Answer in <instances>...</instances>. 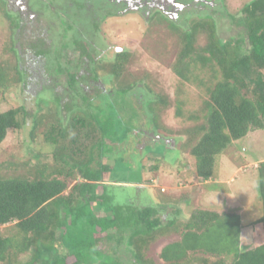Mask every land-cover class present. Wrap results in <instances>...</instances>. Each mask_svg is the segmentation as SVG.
<instances>
[{"label": "trees", "instance_id": "16d2710c", "mask_svg": "<svg viewBox=\"0 0 264 264\" xmlns=\"http://www.w3.org/2000/svg\"><path fill=\"white\" fill-rule=\"evenodd\" d=\"M14 7H6L0 0V103L11 90L28 85L14 34L20 27L21 14ZM95 11L90 13L93 16L102 13L100 9ZM103 11L108 10L103 8ZM122 12L126 13L123 7L115 8L111 15L118 16ZM214 13L216 16L207 15L208 18H200L191 26L187 21L173 22L160 12L156 16L148 14V23H155L159 15L180 33L181 51L172 70L181 82L194 83L206 95L202 115L189 118L201 117L202 123L192 131V139L188 138L184 144L191 146L190 152L197 160L196 177L200 183L217 181L218 158L234 141L264 131V0L246 3L235 17ZM84 21L79 20L76 28ZM230 23L243 27V40L223 42L220 39L223 27L231 26ZM201 33L205 34L206 42L196 47ZM44 40L33 45V49L49 59L48 66L58 65L62 53L57 49L53 54L49 46L39 48L46 45ZM84 41L85 36L76 38L75 34L69 39L73 46L83 49L84 58L77 63L91 62L98 66L106 62L96 60L99 55L95 54V49L90 53ZM67 45L65 41V49ZM130 57L128 51L117 53L113 60H108L111 64L105 66L109 73L99 74L96 69H88L91 79L104 83L106 90L95 86L92 93L82 94V103L73 101L79 78L75 69H80L81 65L73 66L74 69L67 66V86L74 91L68 94L70 101L63 102L59 96L51 102L42 100L40 105L46 113L37 119L30 133L33 145H38L39 139L51 148L52 163L30 166L26 161L0 165V227L13 224L15 228L12 236L0 235V263L156 264L155 260L145 257V249L160 238L175 236V240L160 251L161 264H226L227 259L228 264H264V161L256 167L262 216L251 225L259 227L263 241L247 250L240 247L243 222L236 213L195 209L187 220H179L182 214L175 205L180 201L175 205L161 201L142 207L132 202L119 203L115 193H111L110 188L107 190L116 186L111 182H117L114 171L120 160L114 165L109 159L125 135L120 140L116 137L112 114L103 104L110 106L108 89L120 94L116 81L122 77ZM58 70L62 72V68ZM203 72L205 79L199 76ZM133 87L125 88L124 92L131 94ZM147 90L143 83L133 89L142 95L148 111V126L159 131V113L168 106V101ZM61 107L65 111L63 115ZM129 109L133 117L144 111L139 103ZM24 115V107L20 105L0 113V146L10 130L22 128ZM164 137L162 143L167 146L166 151L174 152V156L168 160L164 151L149 158L168 164L177 158L181 144L176 137ZM193 143L196 144L193 146ZM120 152H124L123 147ZM160 167L151 162L148 170L156 172ZM5 170L12 172L7 174ZM170 206H173L172 212L166 213ZM163 214H166L165 224ZM77 227L79 229L74 230ZM21 255L28 259L24 261Z\"/></svg>", "mask_w": 264, "mask_h": 264}, {"label": "rangeland", "instance_id": "374dc122", "mask_svg": "<svg viewBox=\"0 0 264 264\" xmlns=\"http://www.w3.org/2000/svg\"><path fill=\"white\" fill-rule=\"evenodd\" d=\"M122 1L124 0H24L22 4H19L20 6L14 7V9L22 10V13L26 11L25 14H22L20 27L14 31V34L16 46L21 53L20 64L26 71L28 85L23 84L11 90L6 99L0 103V113L15 105H20L25 110V115L22 117V128L10 130L0 146V165L20 164L26 161H29L30 166L52 163L51 148L39 139L38 145H33L30 137L37 119L46 113V110L40 105L41 101L51 102L58 96L63 102L70 101L71 98L68 94L74 93L76 90L73 101L82 103V94L88 95L94 91L97 84L100 85V82L95 83L91 79L92 76L87 70L96 69L99 74L109 73L105 69V66L107 67L109 64L108 61L98 66L91 62L83 64L75 61L77 54H74L75 48L71 49L69 39L74 34L76 38L85 36L86 42L89 44L86 46L87 50L93 52L97 46L98 50L95 52L99 56L95 54L98 57H102L109 47L111 49L108 56H112L116 48L130 53V60L120 80L116 81L117 85L125 87L138 81L156 95L166 99L168 106L159 113V131L162 134L176 137L181 144L177 158L168 164L159 159L150 160L151 158H146L144 161L138 159L135 162H124L122 155L117 170L114 171L117 182H111L116 186L107 187V190L109 191L110 188L111 193H115L119 203L132 202L142 207L148 204L151 206L153 202L161 203L162 201L163 204L171 202L172 205H175L180 201L175 205L182 214L181 217L179 216V220H187L195 209H205L217 213L226 211L236 213L243 222L241 250L254 248L255 245L261 244L263 241L259 227L251 225L262 216L256 167L261 161H264V131L253 132L241 140L234 141L218 158L217 181L200 183L196 177L197 160L190 152L191 146H184V144L188 138L192 139V131L202 123L201 117L198 120L189 118L192 115H202V105L206 95L194 83L181 82L172 70L173 63L181 51L180 33L166 19L159 15L155 17L156 13H154L156 22L148 23V15L146 18L143 16L144 12L148 14L146 10L140 13L138 8L139 12H136L135 9H131L134 7L127 2L122 6ZM187 1L190 0L184 2ZM198 1L207 5L202 7L201 14L187 18L190 26L200 18H208L207 15L214 10L235 17L241 8L252 0ZM84 3L85 6H83ZM105 3L106 5H104ZM148 3L155 4L152 0ZM13 6L15 3H10L11 9ZM122 7L126 13L122 12L118 16L111 15V10ZM195 7H199V5ZM103 8L108 10L107 13L103 11ZM157 8L163 7L160 4ZM99 9L102 12L99 15L94 14L93 16L90 13L91 10L96 13L95 10ZM82 19H85L84 24L81 23L76 28V23ZM36 21H38V25H36ZM232 24L230 23L229 27H223L222 34L219 36L223 42L231 39L243 40L245 37L243 27ZM35 25L37 28L34 31ZM33 32L35 33L33 34ZM46 36L48 39H45ZM41 40H44L46 45H41L39 48L45 49L49 46L53 54H56L57 49L62 53H57L60 54L58 65L54 66L52 63V66L51 64L48 66L49 59L35 52L33 45H37L36 43ZM104 40L109 46L104 43ZM65 41L69 44L67 49L64 47ZM205 42L206 36L201 33L196 39V47L203 46ZM53 54L52 56H55ZM76 65H81V68L75 69L79 78L75 85L76 89L73 91L67 86L68 75L65 68L67 69V66L73 68ZM60 68H62V72L58 70ZM83 76H86L87 79H83ZM199 76L205 79L204 72ZM64 113L63 110L62 115ZM195 144L193 143V146ZM109 160L114 162L113 157H110ZM151 162L161 165L160 169L150 172L148 166ZM3 172L10 174L12 171L5 170ZM147 181H151V183ZM139 183H142V186H137ZM187 200L189 201L186 203ZM172 207H168L166 213H171ZM162 216L165 224L166 214ZM78 229V227L74 228V230ZM14 233L13 224L0 227V235L12 236ZM58 236H60V231ZM174 240L175 236L158 239L145 249V257L155 260L156 264H161L160 251L166 244ZM21 259L26 261L28 256L21 255ZM229 262L227 259L226 264Z\"/></svg>", "mask_w": 264, "mask_h": 264}, {"label": "flooded vegetation", "instance_id": "af4514ba", "mask_svg": "<svg viewBox=\"0 0 264 264\" xmlns=\"http://www.w3.org/2000/svg\"><path fill=\"white\" fill-rule=\"evenodd\" d=\"M2 1H4L6 7H9L10 3H15V6L17 7V6H20L19 4H22L24 2V0H2ZM130 1L124 0L122 2L129 3L132 7H134L131 9H135L136 12H139L138 8L140 9V13L145 10L147 11L148 14L152 13L151 15H154V13L160 12L164 17L176 23L177 22L184 23L187 21V18H190L195 14H201L202 7H205L207 5L204 2L198 1V0H197L198 3H196V0H190L187 2H184L185 0H152L153 2H155V4L152 3L154 5H151L148 3V1H151V0H130ZM160 4L163 8H157V6ZM197 5H199V7H195ZM18 11H20L19 14H21L22 16V10H18ZM214 11H212V13L209 15L216 16L214 15L215 14ZM23 12H26V11H23ZM217 13H220V12L217 11ZM148 14L144 12L143 16H145L146 18ZM147 21L149 22V19ZM223 22H225V25H226L228 21L225 20ZM83 43L86 44L85 46L89 45L85 41ZM105 43L106 45L109 46L107 42ZM71 49H74V54H77L75 56L76 57L75 61L78 62L80 58L81 60L84 58V56L82 55L83 49H81V47L76 48L75 46L71 44ZM110 49L111 48L109 47L107 52L102 57H97V58L100 60H105V61L110 60L111 61L113 60L114 56L117 53L125 51L123 49L116 48L114 50L113 55L108 56V52ZM95 50H98L97 46L95 47ZM94 82L97 83V81L95 80ZM139 83L141 82L131 83L125 87L119 86L120 94H118L117 90H116L117 93L114 94L115 89H108L109 91L106 92L107 96H109L107 97L108 98L107 100L110 106H108L107 104L106 105L103 104V105H104L105 110H107L108 112L112 114L113 124L117 131L116 137L120 140V138L123 135H125L124 138H121L122 143L120 142L121 144L119 145L118 149H115V151L111 155V157L114 158V162H113L114 165H117L116 160L121 159L122 155H123L124 162H126L127 160H129L130 162H135L137 161V159L139 160L141 159L144 161V159L146 160V158L149 159L150 155H155L156 153L163 154L164 151H165V154L168 155V158H167L168 160L171 159L170 157L174 156V152L173 154H169V152L166 151L167 146H165V144L162 143L163 139L165 138L164 136H167V135L162 134L158 130H151L152 128L148 126V119L146 117V113L148 111L147 109H145L146 107L143 104L144 100L141 97L142 95L133 91V89L136 88ZM97 86L100 87L102 91L106 90L104 83L100 82V85L97 84ZM131 86H134L132 88L133 92L131 91V94L125 93L124 92L126 90L125 88L127 87L131 88ZM147 89H148L147 92L149 93L152 92L154 94V92L151 89L149 88ZM134 103H139V105H141V107L144 109L143 112L140 111L141 113H139L138 117L137 116L133 117L131 114H129L130 113L129 107ZM136 125H139V127H136ZM122 147L124 148V152L118 153V150L122 149ZM114 154L115 156H113ZM152 204L151 206H153Z\"/></svg>", "mask_w": 264, "mask_h": 264}, {"label": "water", "instance_id": "95a60500", "mask_svg": "<svg viewBox=\"0 0 264 264\" xmlns=\"http://www.w3.org/2000/svg\"><path fill=\"white\" fill-rule=\"evenodd\" d=\"M197 1V0H196Z\"/></svg>", "mask_w": 264, "mask_h": 264}]
</instances>
